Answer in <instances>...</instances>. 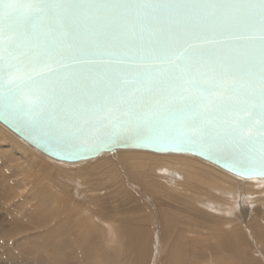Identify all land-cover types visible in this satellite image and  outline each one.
I'll use <instances>...</instances> for the list:
<instances>
[{
  "label": "snow or ice",
  "instance_id": "6c2138e0",
  "mask_svg": "<svg viewBox=\"0 0 264 264\" xmlns=\"http://www.w3.org/2000/svg\"><path fill=\"white\" fill-rule=\"evenodd\" d=\"M0 106L68 159L121 137L239 145L264 120V0H0Z\"/></svg>",
  "mask_w": 264,
  "mask_h": 264
},
{
  "label": "bare ground",
  "instance_id": "6f19581e",
  "mask_svg": "<svg viewBox=\"0 0 264 264\" xmlns=\"http://www.w3.org/2000/svg\"><path fill=\"white\" fill-rule=\"evenodd\" d=\"M2 237L12 264H264V177L139 148L52 159L0 122Z\"/></svg>",
  "mask_w": 264,
  "mask_h": 264
},
{
  "label": "water",
  "instance_id": "95a60500",
  "mask_svg": "<svg viewBox=\"0 0 264 264\" xmlns=\"http://www.w3.org/2000/svg\"><path fill=\"white\" fill-rule=\"evenodd\" d=\"M14 11V7H5L3 11L5 19L12 18ZM249 112H251V107L245 111L235 113L234 118L246 119ZM0 122L37 150L63 161L75 162L86 160L106 151H115L118 148H139L157 152L191 153L205 158L239 176L247 178L264 177V175L259 174L258 164L259 153L262 144H264V120L261 119L259 114L254 115L244 126L243 134L248 137L245 142L234 145L231 140H226L225 147L222 150H216L215 147L209 150L207 147L200 146L179 150L171 146L161 147L151 144L144 137H121L118 141L111 143L110 146H105L98 152L86 154L83 158L79 159L64 158L65 145L43 136L38 129L24 123L17 118L14 112L5 109L3 106H0ZM92 135H96V133H92ZM245 171L248 174H244Z\"/></svg>",
  "mask_w": 264,
  "mask_h": 264
},
{
  "label": "rangeland",
  "instance_id": "374dc122",
  "mask_svg": "<svg viewBox=\"0 0 264 264\" xmlns=\"http://www.w3.org/2000/svg\"><path fill=\"white\" fill-rule=\"evenodd\" d=\"M52 159H53V157H52ZM55 159V158H54ZM85 200H87V201H89V199H87L86 198V196H85ZM3 240V241H2ZM6 241V242H5ZM5 243V244H4ZM7 245V246H6ZM5 248V249H4ZM8 248H9V243H7V240H5L3 237L1 238V240H0V264H12V260H8V259H6L5 260V258H7L8 256V252H6V251H8ZM5 252H6V254H5ZM3 253V254H2ZM3 257H2V256ZM7 256V257H6ZM6 262H5V261ZM21 264V263H20Z\"/></svg>",
  "mask_w": 264,
  "mask_h": 264
}]
</instances>
